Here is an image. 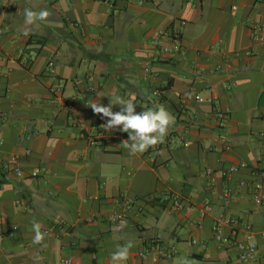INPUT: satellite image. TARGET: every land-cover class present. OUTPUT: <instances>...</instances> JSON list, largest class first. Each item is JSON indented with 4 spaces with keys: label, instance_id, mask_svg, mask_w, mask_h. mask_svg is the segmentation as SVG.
Instances as JSON below:
<instances>
[{
    "label": "crops",
    "instance_id": "0c3cea01",
    "mask_svg": "<svg viewBox=\"0 0 264 264\" xmlns=\"http://www.w3.org/2000/svg\"><path fill=\"white\" fill-rule=\"evenodd\" d=\"M25 8L51 13L27 37ZM263 21L261 0H0V264H113L129 241L121 264H264V204L253 198L264 168ZM113 91L134 97L138 113L163 105L174 115L164 143L130 155L127 133L100 127L106 118L88 104L107 106ZM190 93L206 100L185 102ZM12 155L25 178L4 170ZM118 211L127 226L114 233ZM221 215L227 240L214 230ZM33 222L46 246L33 244ZM246 224L258 245L249 260L237 245Z\"/></svg>",
    "mask_w": 264,
    "mask_h": 264
},
{
    "label": "clouds",
    "instance_id": "9594fccd",
    "mask_svg": "<svg viewBox=\"0 0 264 264\" xmlns=\"http://www.w3.org/2000/svg\"><path fill=\"white\" fill-rule=\"evenodd\" d=\"M51 16L47 9L33 11L32 9H24L25 25L27 26L23 35L27 37L33 26L38 27V21H46ZM97 97H105L102 93H98ZM109 98V104L104 106L97 99L96 102L89 103L88 106L92 109L94 114L100 115L102 119L106 118V122L100 127L105 132L119 130L127 133L130 143H126L125 147L128 149L130 155H137L146 152L149 148H154L158 144L164 143L170 127L175 123V117L163 105L156 108H148L142 112L136 111L135 98L131 97L124 99L113 91ZM191 97V94H189ZM119 105L120 110L114 112L113 106ZM127 226L126 221L121 220V224L113 228V232H118ZM41 224L33 222L32 231L33 244L44 245L45 233L41 231ZM134 244L129 241L124 245H118L116 250L111 254L113 264H121L126 262L130 256V250ZM173 264H193V261L184 257L177 258Z\"/></svg>",
    "mask_w": 264,
    "mask_h": 264
},
{
    "label": "built area",
    "instance_id": "2783aa9c",
    "mask_svg": "<svg viewBox=\"0 0 264 264\" xmlns=\"http://www.w3.org/2000/svg\"><path fill=\"white\" fill-rule=\"evenodd\" d=\"M261 2L264 4V0H261ZM257 36L259 40L264 44V21L258 24L257 29ZM54 60L53 58L50 59L49 61V68L51 69L50 71L53 70L54 68ZM63 88V83L59 82L58 84L54 85V92H61ZM191 97H189V94L184 98L185 102H188L190 99H197L198 101H205L206 98L203 97L200 94L197 93H190ZM212 101V99H209ZM218 118L220 120V123L222 126H227L229 122V114L227 112H224L222 110L218 111ZM93 142L98 143V144H103L104 143V138L103 136L98 137L97 139H94ZM30 152V150L28 151ZM18 160L19 157L17 155H12L10 158L4 160L3 168L5 171H16L17 175L20 178H25L26 177V172L18 166ZM264 161V158H263ZM17 165V166H16ZM239 169V166H231L230 168L226 169L224 171V174L230 175L231 173L237 171ZM43 169L42 168H35L31 171V176L32 177H38L42 173ZM259 176L260 178L258 180H255L253 182V187H254V193H253V198L257 203L264 204V168H261L259 170ZM229 194L230 191H227ZM174 200V206L175 207H181L182 206V201L178 197H173ZM132 201L126 200L125 204L130 205ZM210 208L209 204H206L205 206V211ZM126 217V213L124 211H118L113 213L108 217L109 221L112 223H117L120 220L124 219ZM231 219L227 217L226 215H221L220 217L217 218L215 225H214V230L216 232L217 238L222 240L224 239L223 236V231H224V226L227 223H230ZM61 225L59 222H54L49 226V231L50 232H56ZM247 234L245 235L244 238L239 239L237 242V245L239 246L241 250V258L243 260H249L253 258V255L255 251L257 250V242L255 240V232L253 230V227L251 224H246L245 225ZM227 240V239H224ZM176 253L175 247L170 249V251L167 253V255L172 256ZM68 262H71V259H68Z\"/></svg>",
    "mask_w": 264,
    "mask_h": 264
}]
</instances>
